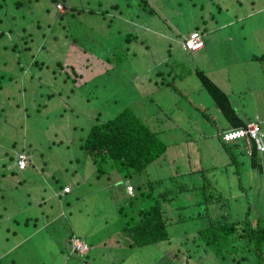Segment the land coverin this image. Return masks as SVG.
<instances>
[{"label": "rangeland", "instance_id": "1", "mask_svg": "<svg viewBox=\"0 0 264 264\" xmlns=\"http://www.w3.org/2000/svg\"><path fill=\"white\" fill-rule=\"evenodd\" d=\"M114 3L116 8L109 7ZM136 3L0 0V164L13 151L27 154L25 167H11L12 175V164L0 167V255L22 237V245L30 244L25 252L34 256L30 264H235L201 245L195 229L205 218L190 216L203 204L191 191L164 203L167 239L130 251L118 244L126 182L109 168L96 176L78 144L95 116L111 117L124 106L142 119L153 111L166 122L158 128L154 115L147 117L166 149L135 181L171 174L190 184L201 177L188 165L210 166L212 188L228 199L220 207L208 203V214L218 215L223 207L227 218L240 217L248 205L264 216V152L257 154L260 171L248 165L245 147L233 150L235 165L228 162L215 136L227 122L193 72L201 70L215 82L243 120L264 118V57L250 58L264 56V0ZM192 29L200 32L203 47L178 49ZM75 53L86 64L76 59L72 76L66 63ZM65 73L70 80L63 81ZM172 75L174 87L154 82H169ZM66 181L70 190L57 195L69 188H59ZM28 215L26 225H14L12 218ZM71 233L89 243L86 254L84 248L77 247L81 254L70 250Z\"/></svg>", "mask_w": 264, "mask_h": 264}, {"label": "trees", "instance_id": "2", "mask_svg": "<svg viewBox=\"0 0 264 264\" xmlns=\"http://www.w3.org/2000/svg\"><path fill=\"white\" fill-rule=\"evenodd\" d=\"M145 3L146 0H137L136 4L144 5ZM109 7L116 8L117 5L114 3L109 5ZM76 11L78 12L77 9ZM192 30L198 32L196 29ZM189 31L187 33H189ZM187 33L184 36L182 35L179 42L182 41ZM198 34L200 35V32H198ZM26 35L28 36L29 33H26ZM126 37L127 34L124 35L125 40ZM22 39H25V37L22 36ZM21 42L23 44L26 43L25 40ZM176 46H178V49H184L180 46V43ZM10 47L14 49V43H12ZM69 47L72 49L74 48L73 46ZM20 48L21 50H29L27 45H20ZM184 51L193 52L190 50ZM68 55H70V53ZM115 56L117 60L121 57L118 53L114 54V57ZM69 57L70 63H66V65L70 66V71L72 72V76H74V65L77 64L76 59L78 58L76 53L75 57L72 55ZM263 57L264 56H250V58L254 60H262ZM109 59L111 58H105L104 60L109 62ZM78 60L82 64H86L84 61ZM35 61L34 59L32 64ZM40 62L42 61H39V63ZM56 65L60 66L58 61H56ZM76 69L78 72H85L81 70L80 67ZM193 72L201 82V85L205 87L206 93L216 106L220 108L224 119L232 126L243 125L245 123L244 120L235 112L233 106L228 103L223 90L215 82H212L201 70L195 68ZM75 75L80 74L75 73ZM155 75L159 76V71H156ZM66 80H70V74L68 73H65L63 77V81ZM154 82L156 84L164 83L165 85L174 87V76H171L169 82H164L162 80ZM151 114L154 115L153 111H150L147 117H150ZM147 117H143V119L138 117L133 112V109L127 108L126 106L111 117L101 119L96 116L94 123L87 129L85 136L82 138L80 137V142L78 144L80 148H84L87 151L89 160L94 166L93 169L96 171V176L107 173L109 169H112V171L118 175H122L123 182L127 179L128 182L126 181V183L132 185V194L127 193V201L123 205L120 204L118 207L119 211H122L121 215L125 216L122 218V229L120 227L124 235L123 239H121L118 244L126 248L128 247V251H130L155 243L159 240L167 239L169 234L165 228L167 221L164 217L165 209L163 205L164 203H170L169 201H172L177 192L191 191L197 197L195 202L203 204L201 212L197 211L190 217L203 215L205 218V222L195 229L196 235L204 249L211 250L218 259L231 260L235 264H264V216L256 213L254 209L249 208L248 205L240 217L227 218L225 216L226 209L223 207H221V212L218 215H212V213L208 214V203L215 202L219 206V204L224 205L228 199L221 191L212 188V182L206 174L208 169H211L210 166L191 165V167H189L190 165H188V171L191 173L194 171L199 172L201 177L197 182H190V184H186L178 177L171 174L167 175L165 178L147 176L143 181H135V176L143 171L142 168L166 149V143L158 135V128H163V124H166L165 119L154 115V123H156V127H158L156 128L150 125ZM161 125L163 127H161ZM225 128L220 127L216 129L215 132L220 145L226 150L227 157L229 158L228 162L232 161L235 165L232 154L233 150L237 148L236 150L244 151L242 147L243 143L240 140L233 142L222 140L220 138V133ZM240 142L242 146L239 145ZM17 152L27 155L23 150L13 151L12 154L5 155L0 164V167H7L8 164H12V166L7 167L8 173L11 175L12 171L10 168H16L15 160L17 159ZM257 154L258 151L252 145L250 152L247 154L248 165L260 171V166L257 162ZM5 161H8L6 165ZM26 163L27 157L19 170H22ZM29 165V168H33L32 164ZM19 182L22 183L21 178ZM32 183L34 184V182ZM166 183L170 185L167 186ZM58 185L59 188L62 189L63 184ZM32 187L33 186H31V188ZM34 189L35 188H32V190ZM248 190L246 192L244 191L245 193L243 196L245 199V194H248ZM65 192H68V190L62 193H56L60 195ZM28 194L29 192L27 191L25 194L26 197ZM178 206H181V204ZM29 212L33 213V209H30ZM1 215L2 214H0V216ZM29 217L30 215L22 216L19 220L12 218V221L14 225L20 223L26 225ZM32 218H34V216ZM10 232L15 233V229H11ZM27 233H25V235ZM69 236H76L86 243V252L83 253L86 254L90 247L89 243L84 238L80 237L79 234L71 233ZM115 240L117 239L115 238ZM21 241L22 240L13 245L11 242L10 245L6 246L8 250H6L5 254L0 255V264H23V262L30 264L33 262L34 256L25 252V248L30 246V244L22 245ZM240 241H245V243L240 244ZM7 243L8 242L5 244ZM70 250L81 254L77 249L73 248Z\"/></svg>", "mask_w": 264, "mask_h": 264}, {"label": "built area", "instance_id": "3", "mask_svg": "<svg viewBox=\"0 0 264 264\" xmlns=\"http://www.w3.org/2000/svg\"><path fill=\"white\" fill-rule=\"evenodd\" d=\"M201 44L200 35L198 32L193 30L189 31V33H187V35L180 42V46H182L184 50L190 51L200 49L202 47ZM220 138L224 141L241 139L247 153L250 152L252 145L259 152L264 150V131L260 130V127L256 121H248L244 123V125L229 126L221 131ZM23 159V154L17 153L16 163L19 167L22 165ZM63 188L68 190L67 186H64ZM125 188L128 193H132V185L126 183ZM80 241L83 245L80 243ZM73 244L75 249H77V247L82 249L84 248V250L86 249V243L76 236ZM77 250L79 251V249Z\"/></svg>", "mask_w": 264, "mask_h": 264}, {"label": "crops", "instance_id": "4", "mask_svg": "<svg viewBox=\"0 0 264 264\" xmlns=\"http://www.w3.org/2000/svg\"><path fill=\"white\" fill-rule=\"evenodd\" d=\"M201 49V48H200ZM184 50V49H183ZM184 52H186V51H184ZM252 59V58H251ZM95 118V117H94ZM256 120H259L260 121V127H261V129L262 130H264V118H257V117H255L254 119H250V120H246V121H256ZM245 120H244V122H246ZM227 122V121H226ZM228 126H231V124H229L228 122L226 123V124H224L223 125V128H225V127H228ZM215 136L217 137V135H216V132H215ZM218 138V137H217ZM262 152H264V150L262 151ZM89 160V159H88ZM87 160V161H88ZM127 181V179L125 180V182ZM124 182V183H125ZM128 182V181H127ZM64 185H68L69 186V188H68V191L70 190V185H69V183L66 181V182H64L63 183V186ZM127 193V192H126ZM20 240H22V237L20 238V239H18V240H16V241H13L12 242V245L13 244H16L17 242H20Z\"/></svg>", "mask_w": 264, "mask_h": 264}, {"label": "clouds", "instance_id": "5", "mask_svg": "<svg viewBox=\"0 0 264 264\" xmlns=\"http://www.w3.org/2000/svg\"><path fill=\"white\" fill-rule=\"evenodd\" d=\"M95 117H96V116H95ZM97 117H98V116H97ZM94 120H95V118H94ZM246 122H248V121H246ZM246 122H245V123H246ZM256 122H257V121H256ZM93 123H94V121H93ZM257 123H258V122H257ZM243 125H244V124H243ZM258 125H259V124H258ZM231 126H232V125H231ZM236 126H237V125H236ZM228 127H229V126H228ZM259 127H260V125H259ZM260 130H262L261 127H260ZM262 131H263V130H262ZM236 140H240V141H242L241 139H236ZM236 140H231L230 142H233V141H236ZM242 143H243V142H242ZM243 148H244V144H243ZM244 150H245V149H244ZM261 152H262V151H261ZM17 153H18V152H17ZM258 153H259V151H258ZM21 154H22V153H21ZM247 154H248V153H247ZM247 154H246V155H247ZM23 156H24V159H23V162H24V160L26 159L27 156H26L25 154H23ZM22 164H23V163H22ZM15 166H16L17 170H19V169L21 168L22 165L19 167V166L17 165V163H16V160H15ZM125 184H126V183H125Z\"/></svg>", "mask_w": 264, "mask_h": 264}]
</instances>
